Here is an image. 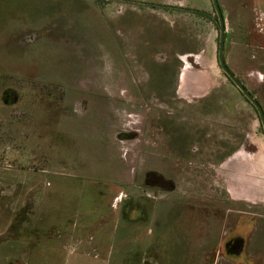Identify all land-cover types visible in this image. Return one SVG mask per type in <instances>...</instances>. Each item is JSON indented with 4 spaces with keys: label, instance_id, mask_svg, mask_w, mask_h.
<instances>
[{
    "label": "rangeland",
    "instance_id": "obj_1",
    "mask_svg": "<svg viewBox=\"0 0 264 264\" xmlns=\"http://www.w3.org/2000/svg\"><path fill=\"white\" fill-rule=\"evenodd\" d=\"M127 7L165 9L0 0V264H264V207L210 189L200 163L203 142L230 130L217 121L225 115L202 109L216 99L171 97L164 25L121 17ZM242 99L252 111L245 153L258 164L264 131ZM237 237L244 249L230 256Z\"/></svg>",
    "mask_w": 264,
    "mask_h": 264
},
{
    "label": "crops",
    "instance_id": "obj_2",
    "mask_svg": "<svg viewBox=\"0 0 264 264\" xmlns=\"http://www.w3.org/2000/svg\"><path fill=\"white\" fill-rule=\"evenodd\" d=\"M162 3L165 8L162 13L155 9L142 12L127 7L122 10L121 17L132 14L159 18L164 25L163 50L171 54L169 62L165 64L170 69L174 84L171 97L179 100L196 99L194 102L198 104L201 99H216L213 105L201 108L225 115L217 121L226 123L230 130L222 134L221 130L206 129L211 138L214 131L217 132L216 138L222 134L221 141L218 137V141L203 142L201 148L200 163L207 165L205 178L210 181V189H218L221 195L232 194L234 201V196L243 197L237 200L249 208L264 207V163L263 167L260 165L264 157L261 161L254 158L256 164L245 153L248 146L245 133L251 132L252 111L222 69L219 59L220 23L214 2L162 0ZM217 3L224 19L225 66L252 91L264 109V0H217ZM248 85H257L258 95ZM210 147L213 150L209 151L211 153L204 150ZM210 169L212 173H209ZM207 174H211V180ZM175 187L176 184L170 191H174ZM168 190L165 188V191ZM204 194L215 195V192L203 191L199 195ZM231 208L229 211L236 210L235 206ZM76 254L80 255V252Z\"/></svg>",
    "mask_w": 264,
    "mask_h": 264
},
{
    "label": "water",
    "instance_id": "obj_3",
    "mask_svg": "<svg viewBox=\"0 0 264 264\" xmlns=\"http://www.w3.org/2000/svg\"><path fill=\"white\" fill-rule=\"evenodd\" d=\"M218 17H219V23H220V47H219V59L222 66L223 71L226 73V75L233 81V83L238 87V89L241 91V93L253 104V106L256 108L259 118L262 123V127L264 130V110L261 107L260 103L252 96V94L246 89V87L238 80V78L225 66L224 59H223V53H224V33H225V27H224V19L222 17V14L220 12L217 0H213Z\"/></svg>",
    "mask_w": 264,
    "mask_h": 264
},
{
    "label": "trees",
    "instance_id": "obj_4",
    "mask_svg": "<svg viewBox=\"0 0 264 264\" xmlns=\"http://www.w3.org/2000/svg\"><path fill=\"white\" fill-rule=\"evenodd\" d=\"M241 95L247 100V102H249L248 99L242 93H241ZM252 107H253V105H252ZM152 175H154V173H148V175L146 177V185L152 184V181L150 182V180H151L150 177H152ZM155 184H157V182H155ZM243 249H244V240L241 237L230 239L226 243V252L230 256H236V257L239 256L242 253Z\"/></svg>",
    "mask_w": 264,
    "mask_h": 264
},
{
    "label": "flooded vegetation",
    "instance_id": "obj_5",
    "mask_svg": "<svg viewBox=\"0 0 264 264\" xmlns=\"http://www.w3.org/2000/svg\"><path fill=\"white\" fill-rule=\"evenodd\" d=\"M229 78V77H228ZM229 80L231 81V79L229 78ZM239 80V79H238ZM240 81V80H239ZM241 82V81H240ZM231 83L238 89V87L233 83V81H231ZM242 83V82H241ZM243 84V83H242ZM245 87H246V85L245 84H243ZM246 89L252 94V96L254 97V94L252 93V91H250L247 87H246ZM238 91L239 92H241L239 89H238ZM241 94V93H240ZM255 98V97H254ZM1 99H2V101L4 102V103H7L8 105H13L12 103H14L15 101H16V94L14 93V94H8L7 95V93L5 92L3 95H2V97H1ZM256 99V98H255ZM257 100V99H256ZM247 101V100H246ZM249 101V100H248ZM258 101V100H257ZM250 102V101H249ZM248 102V103H249ZM259 102V101H258ZM251 106L253 105L251 102L249 103ZM261 105V104H260ZM254 107V106H253ZM262 107V106H261ZM263 108V107H262ZM254 109L256 110V108L254 107ZM264 110V109H263ZM257 111V110H256ZM258 113V112H257ZM260 119V118H259ZM260 122H261V120H260ZM261 125H262V123H261ZM263 128V127H262ZM264 131V130H263ZM124 136H128V135H124ZM121 137H123V135H121Z\"/></svg>",
    "mask_w": 264,
    "mask_h": 264
}]
</instances>
